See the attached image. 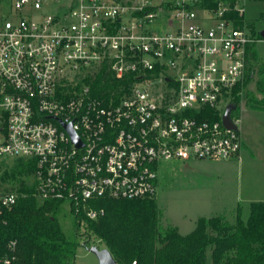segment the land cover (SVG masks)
<instances>
[{
  "label": "built area",
  "instance_id": "2783aa9c",
  "mask_svg": "<svg viewBox=\"0 0 264 264\" xmlns=\"http://www.w3.org/2000/svg\"><path fill=\"white\" fill-rule=\"evenodd\" d=\"M246 1L0 0V157L28 162L37 198L91 220L93 200L156 197L164 162L239 157L240 117L238 130L222 118L255 41L234 16ZM105 68L132 80L117 105L85 82ZM6 188L0 216L26 196ZM16 251L0 245V264Z\"/></svg>",
  "mask_w": 264,
  "mask_h": 264
},
{
  "label": "trees",
  "instance_id": "16d2710c",
  "mask_svg": "<svg viewBox=\"0 0 264 264\" xmlns=\"http://www.w3.org/2000/svg\"><path fill=\"white\" fill-rule=\"evenodd\" d=\"M234 16L237 25L247 26L253 35L245 17ZM85 82L91 85L92 96L109 106L129 93L132 80L117 79L105 68ZM251 83L254 91L248 88ZM232 96L234 111L242 103L264 111V59L254 42L247 47L245 79ZM32 171L27 161L16 160L0 176V186L26 193L0 216V245L17 242L16 264H76L80 245L108 249L119 264H264L263 201L251 204L247 221L241 209L233 222L224 214L200 217L195 229L182 235L177 226L164 224L155 196L93 200L91 206L104 213L91 220L68 212L61 201L37 198L27 183Z\"/></svg>",
  "mask_w": 264,
  "mask_h": 264
},
{
  "label": "rangeland",
  "instance_id": "374dc122",
  "mask_svg": "<svg viewBox=\"0 0 264 264\" xmlns=\"http://www.w3.org/2000/svg\"><path fill=\"white\" fill-rule=\"evenodd\" d=\"M245 20L253 27L254 48L264 59V0L245 2ZM252 34L251 29L249 28ZM254 91L255 85H248ZM233 116L240 117L242 150L239 157L220 160L168 161L158 172L156 199L164 224L191 233L198 218L224 214L235 221L238 209L247 221L253 202H264V111L242 103ZM12 164L0 157V176ZM76 264H99L87 247L77 248Z\"/></svg>",
  "mask_w": 264,
  "mask_h": 264
},
{
  "label": "water",
  "instance_id": "95a60500",
  "mask_svg": "<svg viewBox=\"0 0 264 264\" xmlns=\"http://www.w3.org/2000/svg\"><path fill=\"white\" fill-rule=\"evenodd\" d=\"M260 36H261V38L264 39V30L260 33ZM235 109H236V107L234 105H229L226 108V111H225L224 117L222 118V121H223V124L226 128L238 130V128L232 123V120L230 117L231 113ZM65 127L67 128V130L71 134L72 140L80 146L81 143H80L77 135L72 131L71 125L68 124V125H65ZM89 250L97 256V258L99 260V264H119L114 259L111 252L108 249H100L96 246H93V247L89 248Z\"/></svg>",
  "mask_w": 264,
  "mask_h": 264
}]
</instances>
